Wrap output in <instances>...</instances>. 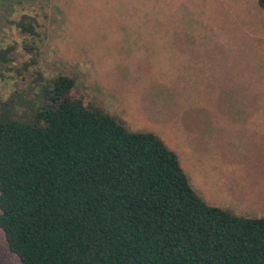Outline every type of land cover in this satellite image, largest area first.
<instances>
[{
  "label": "rangeland",
  "instance_id": "1",
  "mask_svg": "<svg viewBox=\"0 0 264 264\" xmlns=\"http://www.w3.org/2000/svg\"><path fill=\"white\" fill-rule=\"evenodd\" d=\"M59 75L71 98L156 134L208 204L264 215L257 0H0V114L28 121ZM0 264H18L1 229Z\"/></svg>",
  "mask_w": 264,
  "mask_h": 264
},
{
  "label": "trees",
  "instance_id": "2",
  "mask_svg": "<svg viewBox=\"0 0 264 264\" xmlns=\"http://www.w3.org/2000/svg\"><path fill=\"white\" fill-rule=\"evenodd\" d=\"M75 84L52 79L28 121L0 114V229L18 264H264V215L208 204L156 134L71 98Z\"/></svg>",
  "mask_w": 264,
  "mask_h": 264
}]
</instances>
